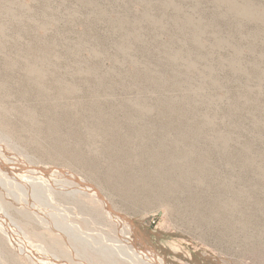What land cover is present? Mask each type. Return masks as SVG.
Returning a JSON list of instances; mask_svg holds the SVG:
<instances>
[{
    "label": "rangeland",
    "instance_id": "obj_1",
    "mask_svg": "<svg viewBox=\"0 0 264 264\" xmlns=\"http://www.w3.org/2000/svg\"><path fill=\"white\" fill-rule=\"evenodd\" d=\"M155 261L264 264V0H0V264Z\"/></svg>",
    "mask_w": 264,
    "mask_h": 264
},
{
    "label": "bare ground",
    "instance_id": "obj_2",
    "mask_svg": "<svg viewBox=\"0 0 264 264\" xmlns=\"http://www.w3.org/2000/svg\"><path fill=\"white\" fill-rule=\"evenodd\" d=\"M4 216H5V215H4ZM7 233L10 234V237L12 236L11 239L14 237V236L12 235V230H11L10 228L7 229ZM21 244H23V243H21ZM24 244H25V243H24ZM24 244H23V245H24ZM27 245H28V244H25L24 246H27ZM27 247L30 248V250H28V252L33 254L32 250L34 251L35 248H34L33 246H27ZM22 249H23V248H22ZM38 253H39V252H36L35 254H38ZM152 260H153V262H154V257H153V256H152ZM155 263H156V264H160L158 261H157V262L155 261Z\"/></svg>",
    "mask_w": 264,
    "mask_h": 264
},
{
    "label": "water",
    "instance_id": "obj_3",
    "mask_svg": "<svg viewBox=\"0 0 264 264\" xmlns=\"http://www.w3.org/2000/svg\"><path fill=\"white\" fill-rule=\"evenodd\" d=\"M45 172H49L50 170H44ZM82 183H85L84 181L79 180Z\"/></svg>",
    "mask_w": 264,
    "mask_h": 264
}]
</instances>
